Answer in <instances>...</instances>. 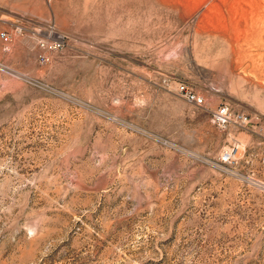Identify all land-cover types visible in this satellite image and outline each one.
Here are the masks:
<instances>
[{
	"label": "rangeland",
	"instance_id": "1",
	"mask_svg": "<svg viewBox=\"0 0 264 264\" xmlns=\"http://www.w3.org/2000/svg\"><path fill=\"white\" fill-rule=\"evenodd\" d=\"M1 29L0 264H264V0H0Z\"/></svg>",
	"mask_w": 264,
	"mask_h": 264
},
{
	"label": "built area",
	"instance_id": "2",
	"mask_svg": "<svg viewBox=\"0 0 264 264\" xmlns=\"http://www.w3.org/2000/svg\"><path fill=\"white\" fill-rule=\"evenodd\" d=\"M0 38H2L4 43H9L11 41V34L8 29L0 30ZM179 91L182 95L189 101L196 103L197 105L204 106L207 104L208 99L204 94H201L196 89L189 87L186 83L180 82L178 85ZM215 115V120L219 124L228 125V123L235 122V124L241 129H245L251 123L249 115L244 113H233L229 104H220L216 109H213ZM224 161L229 162L231 160L230 153L224 156Z\"/></svg>",
	"mask_w": 264,
	"mask_h": 264
}]
</instances>
